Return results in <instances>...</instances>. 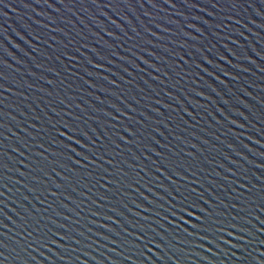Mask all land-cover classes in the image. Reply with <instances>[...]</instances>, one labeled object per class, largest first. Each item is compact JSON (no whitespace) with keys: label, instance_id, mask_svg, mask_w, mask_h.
<instances>
[{"label":"water","instance_id":"water-1","mask_svg":"<svg viewBox=\"0 0 264 264\" xmlns=\"http://www.w3.org/2000/svg\"><path fill=\"white\" fill-rule=\"evenodd\" d=\"M0 264H264V0H0Z\"/></svg>","mask_w":264,"mask_h":264}]
</instances>
